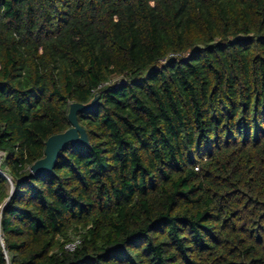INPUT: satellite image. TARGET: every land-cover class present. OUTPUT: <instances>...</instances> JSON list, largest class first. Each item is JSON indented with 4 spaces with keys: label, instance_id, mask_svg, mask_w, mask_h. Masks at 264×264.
<instances>
[{
    "label": "trees",
    "instance_id": "obj_1",
    "mask_svg": "<svg viewBox=\"0 0 264 264\" xmlns=\"http://www.w3.org/2000/svg\"><path fill=\"white\" fill-rule=\"evenodd\" d=\"M0 151V264H264V0H0Z\"/></svg>",
    "mask_w": 264,
    "mask_h": 264
},
{
    "label": "water",
    "instance_id": "obj_2",
    "mask_svg": "<svg viewBox=\"0 0 264 264\" xmlns=\"http://www.w3.org/2000/svg\"><path fill=\"white\" fill-rule=\"evenodd\" d=\"M98 97V94H95L88 103H70L67 114L70 126L62 132L50 135L45 140L43 156L34 161L29 167L31 174L42 175L46 173H52L54 164L58 156L68 144H88L86 131L78 123L77 114L78 112H82L92 108L96 104Z\"/></svg>",
    "mask_w": 264,
    "mask_h": 264
},
{
    "label": "built area",
    "instance_id": "obj_3",
    "mask_svg": "<svg viewBox=\"0 0 264 264\" xmlns=\"http://www.w3.org/2000/svg\"><path fill=\"white\" fill-rule=\"evenodd\" d=\"M3 160H4V155L0 151V173L6 178L8 183H11L10 176L7 174V172L5 170L2 169ZM78 243H79V240L75 239L74 241L67 243L65 245V248L68 250H73ZM5 259H6V264H13L9 261V258H8V255L6 254V252H5Z\"/></svg>",
    "mask_w": 264,
    "mask_h": 264
}]
</instances>
